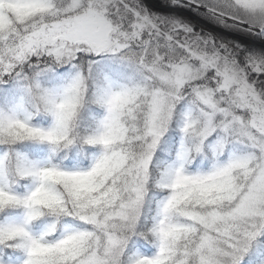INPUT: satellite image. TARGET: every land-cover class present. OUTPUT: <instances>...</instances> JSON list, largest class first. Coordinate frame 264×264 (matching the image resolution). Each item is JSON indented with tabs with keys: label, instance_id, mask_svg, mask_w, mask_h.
Segmentation results:
<instances>
[{
	"label": "clouds",
	"instance_id": "9594fccd",
	"mask_svg": "<svg viewBox=\"0 0 264 264\" xmlns=\"http://www.w3.org/2000/svg\"><path fill=\"white\" fill-rule=\"evenodd\" d=\"M0 264H264V0H0Z\"/></svg>",
	"mask_w": 264,
	"mask_h": 264
}]
</instances>
